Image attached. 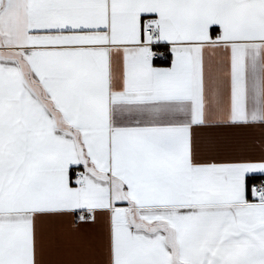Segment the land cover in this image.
Returning a JSON list of instances; mask_svg holds the SVG:
<instances>
[{
	"label": "snow or ice",
	"instance_id": "6c2138e0",
	"mask_svg": "<svg viewBox=\"0 0 264 264\" xmlns=\"http://www.w3.org/2000/svg\"><path fill=\"white\" fill-rule=\"evenodd\" d=\"M0 264H264V0H0Z\"/></svg>",
	"mask_w": 264,
	"mask_h": 264
}]
</instances>
